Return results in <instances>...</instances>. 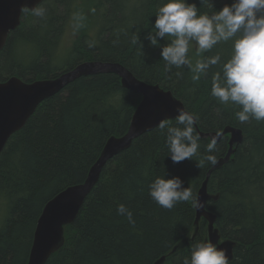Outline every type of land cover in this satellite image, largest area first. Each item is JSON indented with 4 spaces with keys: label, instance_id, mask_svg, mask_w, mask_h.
Wrapping results in <instances>:
<instances>
[{
    "label": "trees",
    "instance_id": "trees-1",
    "mask_svg": "<svg viewBox=\"0 0 264 264\" xmlns=\"http://www.w3.org/2000/svg\"><path fill=\"white\" fill-rule=\"evenodd\" d=\"M166 2L45 0L39 5L47 9L45 19L24 12L21 25L10 34L0 53V82L15 76L26 83L55 79L90 61L118 63L137 79L171 91L198 118L201 132L221 133L228 126L241 129L243 144L230 162L210 176L208 192L219 198L209 201L207 210L217 216L222 238L238 243L229 264H264V122L251 119L241 123L235 115L238 106L221 104L211 95L212 76L220 65L210 68L207 76L193 79L198 60L219 54L226 62L231 41L200 55L193 42L189 52L192 67L168 70L162 47L151 46L146 39L158 8ZM187 2L195 4L201 14L212 15L234 0ZM92 16L94 22L89 20ZM71 17H81V25L86 22L87 27L97 28L96 40L87 44L85 37L72 49L63 50L62 38ZM167 39L158 38L159 44L166 46ZM65 53L75 60L61 62ZM141 100L140 95L123 88L116 74L83 76L41 103L24 128L11 137L0 156V207H4L0 264H27L46 204L86 181L107 141L128 132ZM167 122L176 126V119ZM228 140L225 136L216 151L207 153L211 141L200 139L199 154L192 161L174 164L166 130L161 134L158 127L135 139L105 165L75 222L65 229L64 245L46 264H154L163 256L166 264L190 260L192 247L206 239V220L200 222L193 241L170 255L193 235L196 207L189 201L164 209L150 197L149 185L157 177H180L183 186L198 197L213 166L205 162L199 168L197 163L209 154L217 161L223 158ZM120 204L133 213L134 226L118 214Z\"/></svg>",
    "mask_w": 264,
    "mask_h": 264
},
{
    "label": "clouds",
    "instance_id": "clouds-1",
    "mask_svg": "<svg viewBox=\"0 0 264 264\" xmlns=\"http://www.w3.org/2000/svg\"><path fill=\"white\" fill-rule=\"evenodd\" d=\"M208 2L210 0H201L202 4ZM21 11L41 19L47 15V9L40 6L24 7ZM155 17V25L146 39L151 46L162 47L161 56L169 71L173 66L192 67L189 52L193 42L197 55H200L222 42L231 41L230 58L222 62L217 54L198 60L192 69L196 73L193 79L207 76L210 68L220 65V70L212 76L211 95L221 104L238 106L240 111L235 115L241 123L251 119L264 122V0H234L230 6L225 5L212 15L201 14L197 6L187 0H167L158 8ZM158 38H168L169 43L161 46ZM177 111L176 126L167 121H161L158 126L161 134L166 130V144L174 164L192 161L199 154L201 139L194 127L198 118L183 107ZM217 139L214 137L207 144V153L216 151ZM205 162L212 166L218 163L216 156L209 154L199 160L197 167L202 168ZM183 184L180 177H157L149 185V195L167 210L189 201L193 207L202 208L199 197ZM117 212L135 225L133 213L125 205L120 204ZM183 264H229V260L225 250H218L209 240L195 244L190 260L185 258Z\"/></svg>",
    "mask_w": 264,
    "mask_h": 264
},
{
    "label": "water",
    "instance_id": "water-1",
    "mask_svg": "<svg viewBox=\"0 0 264 264\" xmlns=\"http://www.w3.org/2000/svg\"><path fill=\"white\" fill-rule=\"evenodd\" d=\"M44 1L0 0V53L10 34L22 23L24 12L21 9L24 7L35 8ZM98 74L118 75L123 88L142 94V100L133 115L128 133L119 138L112 137L107 141L86 181L81 185L67 188L46 204L36 226L27 264H46L50 257L64 245L65 229L75 222L86 198L99 182L102 170L110 160L127 150L134 139L158 128L161 121L175 120L179 115L177 109L183 107L187 111L185 105L171 91L137 79L127 68L118 63L90 61L55 79L39 80L33 83H26L15 76L0 82V156L11 137L24 128L41 103L61 93L78 78ZM195 126L201 139H210L211 141L216 137L218 138L217 143H219L225 136H228V152L209 171L199 190L198 197L203 207H196L193 235L175 246L170 255L185 248L195 239L200 222L204 219L207 221L204 242L210 240L218 247V250H225L229 262H232L234 249L238 243L222 238L216 227L217 216L207 210L208 202L217 201L219 198V195H212L208 192V181L214 171L220 170L230 162L238 147L243 144L245 136L243 131L236 127L228 126L221 133H206L201 132L197 124ZM166 261L167 257L163 256L154 264H166Z\"/></svg>",
    "mask_w": 264,
    "mask_h": 264
},
{
    "label": "rangeland",
    "instance_id": "rangeland-1",
    "mask_svg": "<svg viewBox=\"0 0 264 264\" xmlns=\"http://www.w3.org/2000/svg\"><path fill=\"white\" fill-rule=\"evenodd\" d=\"M74 17V16H73ZM73 17H71V19L68 22V25L66 27L65 33L63 35L62 38V49L66 50V49H72L78 42H80L83 38H87L85 41L87 42V44L92 43V40H96L97 38V28H90V26L87 27L86 22H84L81 25L80 20H82V18L80 17L79 20H77V18L73 19ZM89 20H91V22L95 21V18H90ZM85 33V34H84ZM86 35V36H85ZM85 42V43H86ZM65 55V56H64ZM61 59L62 61H74L75 57H73L70 54H64ZM3 206L0 207V225L2 223V213L3 211Z\"/></svg>",
    "mask_w": 264,
    "mask_h": 264
},
{
    "label": "bare ground",
    "instance_id": "bare-ground-1",
    "mask_svg": "<svg viewBox=\"0 0 264 264\" xmlns=\"http://www.w3.org/2000/svg\"><path fill=\"white\" fill-rule=\"evenodd\" d=\"M85 63H86V62H85ZM81 64H83V63H81ZM81 64H79V65H81ZM79 65H78V66H79ZM76 67H77V66H76ZM76 67H75V68H76ZM72 70H73V69H72ZM158 86H159V85H158ZM159 87H160V86H159ZM160 88H161V87H160ZM132 92H133V91H132ZM133 93H135V94H137V95H140V96H141V99H142V94H139V93H136V92H133ZM131 122H132V121H131ZM128 131H129V130H128ZM127 133H128V132H127ZM139 137H140V136H139ZM137 138H138V137H137ZM137 138H136V139H137ZM134 140H135V139H134ZM134 140H133V141H134ZM42 213H43V212H42ZM41 215H42V214H41ZM40 217H41V216H40ZM39 219H40V218H39Z\"/></svg>",
    "mask_w": 264,
    "mask_h": 264
}]
</instances>
